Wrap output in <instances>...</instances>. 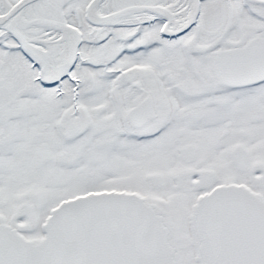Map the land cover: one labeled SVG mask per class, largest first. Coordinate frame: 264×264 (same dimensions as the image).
<instances>
[{"label":"snow or ice","instance_id":"obj_1","mask_svg":"<svg viewBox=\"0 0 264 264\" xmlns=\"http://www.w3.org/2000/svg\"><path fill=\"white\" fill-rule=\"evenodd\" d=\"M0 264H264V0H0Z\"/></svg>","mask_w":264,"mask_h":264}]
</instances>
